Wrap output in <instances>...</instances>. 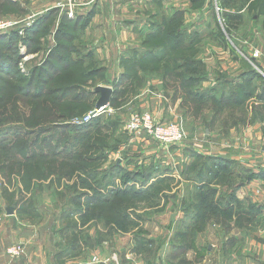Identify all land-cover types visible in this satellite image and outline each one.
<instances>
[{
	"label": "rangeland",
	"instance_id": "374dc122",
	"mask_svg": "<svg viewBox=\"0 0 264 264\" xmlns=\"http://www.w3.org/2000/svg\"><path fill=\"white\" fill-rule=\"evenodd\" d=\"M11 1L14 2V4L11 3L12 6L7 5L0 10V20L18 23L14 28L2 34L6 39L1 40L0 42V56L5 57L8 55L13 59V61L11 59V63L14 62V70L12 72H7L9 73L8 75L0 71V140H3L0 144V224L13 225V223L18 222V211L14 203L17 199H20L21 196L19 193L24 190V193L22 194L24 196L22 204L28 205L26 207L30 210L29 214L23 218L22 222H34L38 225L42 224L41 226H43V224H56V227L58 228V232L56 233L57 239H60L63 248L67 245V241L71 240L72 242L73 239L80 237L79 232L73 233L72 235L65 232V230L68 229L66 225H77L75 229L78 230L83 223L89 221L92 225H99L100 230L104 234V239H115L116 236H119L116 240L121 241L122 245L127 247L129 243H133L136 246L137 252L147 257H155L163 253H165L164 255L166 256L177 255V253L185 251L191 247L195 241L201 240L207 243V241L210 240L225 238L224 233L216 231L219 229L218 227L217 229L210 228L209 231H197V229L201 227V225H198L197 223L198 215L199 213H205L199 212L198 210L193 212L190 208H185L184 211L177 209V212V210H175V200L168 201L170 208L165 211L157 212L158 209H154V207L162 204V201H159V195L157 196L154 194L159 189H162V192L164 191L163 182L161 180H163L165 170L160 172L162 174L159 175V180L154 183L152 182V184L146 188L133 185L125 186L124 183L122 184V181L115 182V178L112 177L110 171L98 170L104 167V163L100 167L96 164L97 166L92 168L90 174H86L84 171L78 175L71 173L67 179H63L62 177L51 179L45 181V184L41 183L40 187H38V183L35 182L32 184L31 181L28 183L21 182L19 177L24 176L25 179L27 178L29 180L32 175L37 179L40 177L41 179L47 180L49 176L48 174L52 169L47 167L42 169L40 165L38 166L37 162L39 163L43 157L35 155V157L31 158L33 154L32 150L29 149L28 142L32 140V137H27L28 141L14 142L11 145L18 133L30 134L32 131L38 130V128L32 130L33 127H36L33 117V115H36L35 113H32L33 115L30 117L31 120L29 122L17 121L15 114H21L25 108L29 109L32 104L35 105L39 101L43 103L47 100H45V98L38 100L36 97L31 98V96L26 95L28 90L27 87L29 86L28 84L30 81H32L33 72L46 63L50 57V51L56 47V32L59 25L58 19L59 17H62V15L68 17L70 23L75 25L76 28L81 24L84 25L82 37L84 33L86 34L87 32L89 35L87 36L88 39L85 41L83 40V37L81 40H75L72 48L76 49L77 47L78 49H81L83 53L86 52L89 53V55L94 53V60L97 65H93L89 69H97L98 66L105 67L108 64L105 62L106 58L103 59L99 53L95 52L98 48L100 52H102L104 48H106L107 51H114L117 48L119 51L124 52L122 55L126 56L123 57V59L127 60H131L134 53L139 54V61L137 62L139 65L137 68L138 74L133 76L131 82L128 80L125 90L122 92L120 91V97L117 98L118 100L121 98H123V100H128L130 95L135 92L133 81H136L137 85L140 86L144 82V77L164 75V73L160 71V67L163 66L168 70L170 69V66L168 65H172L174 62L178 61V58H173L177 53L170 52V50L176 48L178 45V43L175 42L177 33H181L180 48L187 49L189 53L191 52L190 39H193V32L191 31L193 27H199L200 24H193L190 17H202L208 15L209 17L214 18L213 24L215 26V33L213 36L215 37V40L214 42H211V46L214 47L217 45H223L222 41V43L217 41L218 38L221 40L219 34H217L218 29L216 26V18L217 20L219 19L218 23L220 30H223L224 33L229 31L231 34L229 39L232 41L230 40L228 42L231 44L233 60L236 63L241 64L242 61L245 60L243 55L249 57L248 54L250 50L254 48L263 53L258 59L259 63H261L262 59L264 60V0H172L168 4L169 6H165L166 8H163V2H153L154 4L159 5L154 7L151 0H37L35 5L32 4L33 0ZM216 2L219 3L217 6L215 5ZM149 3L151 4L150 6ZM47 5L64 6L60 9L55 8V10L58 9L56 17L53 15L48 17L49 12L41 18L43 22L50 21L51 18L52 22H54L57 19L55 26L51 24L47 25L49 33L44 30L43 35V30L38 25L41 21L40 19L38 20V15L42 9L48 7ZM154 13L157 14V23H151L150 21L151 16ZM226 15H232L233 17L238 16L239 19L232 21L230 24ZM176 16H182V19L177 21ZM224 16L226 17V22L225 19L223 22ZM118 20L122 21V29L119 25L114 26V23ZM156 24H160L161 27H164V29L162 27L159 31V33H161L160 37H154L156 35L154 27ZM37 25L39 30L34 33V29ZM119 30L122 31L121 34L119 33ZM103 32L106 34L101 37L96 36ZM171 32H174L173 36H171ZM28 33H31V37H34V35L37 36L36 38H33V40H28ZM195 37L198 40L196 45L198 47L195 49V53H197L200 49H203L202 47L204 46L205 41L202 40V38L205 36L202 38L198 37L197 33ZM128 38L131 39L127 40ZM83 43L87 45L86 51L83 50ZM205 46H207V44H205ZM149 50L154 51L151 56L147 54V51ZM167 53L173 54V56H167ZM222 53L221 50H217V55L213 54L212 56L214 57L210 56L207 58L206 64H204L200 56H197L196 60L202 65H208L210 72L211 69H214L212 73L224 69L229 71L231 69V58ZM26 57L28 58L27 60L25 59ZM78 57V54H74L72 60H77ZM191 57L193 56L191 55ZM98 59H100L101 62H99L100 60L98 61ZM133 62V60L130 61V63ZM182 64H184V62ZM148 67L154 68L155 71L147 72ZM60 69H62L61 65ZM66 72L67 70L62 71L61 74L64 76ZM229 73L234 76H229ZM229 73H227V76L222 73H220L221 76L218 74L217 76L221 78V81H224V79H233L236 82V85H240L241 78L237 76V73ZM78 75L79 72H77L74 77L76 78ZM6 76L9 78H6ZM59 79H61V77H59L56 82ZM152 79L159 80L161 78L151 77L150 80L145 81V85L152 83L154 81ZM101 80L102 79L98 78L90 81L88 84V90L94 92L97 88L96 86ZM36 84L39 86L38 80H36ZM174 84L175 81L172 85ZM50 86H54L55 88L57 84L53 82ZM229 91H231L233 95H237L239 102L241 94L238 92L239 90L235 94L234 82L229 88ZM32 94L34 95L35 93L32 92ZM50 97L51 99H54L53 96ZM11 100L17 101L18 104L15 105L11 103ZM84 100L85 101H82L81 104L71 105L72 108L77 110L75 115L88 114L95 109L98 102V100L95 101V98H87ZM21 107H23L22 110ZM228 109L230 112L229 114L232 115H239V113H241L239 104L236 108L230 106ZM109 110L110 108L106 110V112H109ZM106 112L102 114L103 116H100V121L105 122L110 119ZM25 116L27 115L24 114V117ZM48 127L52 126L45 125L40 126L39 128L47 130ZM92 137L87 143L93 144L96 138ZM72 138L73 137L71 136H68V138L66 137V139L70 141ZM97 138L100 147H102L101 153L104 152V147L106 148L105 154L106 160L108 161L109 156L113 153L111 147L114 145L118 146V140L120 139H118L116 135H111L110 131H103L100 134H97ZM46 139L47 141L51 140V138ZM169 148V150H172L171 147ZM17 153H19L20 156L17 155ZM91 155L92 157L96 156L93 154ZM98 155H100V153H98ZM32 159L36 162V164H33V168L31 169L30 166H28L29 170L23 168L25 166L24 163H33ZM203 161V159H200L197 164L202 165ZM3 167H7V170H3ZM205 167L206 176L205 180L202 181L208 183L217 178L218 175H209L208 165L205 164ZM22 173L23 175L21 176ZM152 175L153 174L151 173V176ZM44 176L47 177L44 178ZM49 182L51 183L49 184ZM140 183L144 184V181L140 180ZM170 184L173 191L180 186L179 183H176V180H172ZM193 186L195 185L193 184ZM228 186H226V190L229 189ZM49 187L50 189H48ZM117 187L119 188L117 189ZM236 188V185H233L230 187V190H236ZM183 189L187 192L189 191L186 186H184ZM197 191L198 190L196 189V192ZM115 194H117V197L119 198L113 199L112 197ZM199 195L200 194H198L195 199V203H198L197 206H199V203H215V200L205 202L199 198ZM78 198H80L79 201ZM117 201L121 202L119 207L123 209V212H121L120 215V224L113 221L114 218L111 216V212L108 209V206H111L112 203ZM31 203L33 205L29 206ZM31 207H36L37 210H34ZM128 207L136 209L137 212L141 210V214H138L137 217H135L134 214H131L128 217L126 210ZM145 207H153V209L150 208L149 211L143 210ZM96 209H104L107 216L104 215L97 219L95 215ZM10 210L12 211V214L8 213ZM7 214L11 216H6ZM193 214H195L194 217L192 216ZM209 214H212V216L218 215L215 211ZM15 215H17L18 219L10 218ZM87 219H89V221H87ZM102 225L103 227H101ZM113 225L116 227H118L117 225H120L118 227V232H116V230L111 232ZM92 233L94 234V232ZM12 234L13 233H10V231L3 232V239L11 240L14 236H12ZM231 240L236 241L235 238H232ZM23 251H25L24 245ZM126 252L127 250L125 249L124 253L126 254ZM193 255V253L188 252L189 259L192 260Z\"/></svg>",
	"mask_w": 264,
	"mask_h": 264
},
{
	"label": "crops",
	"instance_id": "0c3cea01",
	"mask_svg": "<svg viewBox=\"0 0 264 264\" xmlns=\"http://www.w3.org/2000/svg\"><path fill=\"white\" fill-rule=\"evenodd\" d=\"M36 1L33 0L32 4L35 5ZM171 1L151 0L152 3L163 2V8L169 6ZM153 5L159 6L154 3ZM215 5L217 6L218 3L216 2ZM47 6L39 13L38 20L51 10L60 9L64 5ZM156 15L154 13L151 16V23L157 21ZM190 20L193 24H200L199 27H193L191 31L193 32V58L200 56L206 64L207 58L214 57L212 55H217V50H221L223 55L231 58V69L219 72L226 76L229 72H236L241 78L240 85H236L233 79L221 81V78L217 76V74L221 76L219 72L212 73L214 69L210 72L208 65H204V78L193 92L200 93L201 96L203 93L206 94L205 99L208 98L207 95L214 97L217 101L222 99V103L226 104L222 116L216 118V122L212 125L209 124L212 118L215 119L212 109L203 110L197 118L190 116L188 109L182 104L185 101L184 95L174 99V92L165 89L162 79H152L154 80L152 83L143 85V88L131 94L128 100L121 101L119 109L114 110L108 107L110 110L106 112L107 116L120 120L121 127L117 137L123 135L124 141L117 150L113 151L108 161L104 162V167L98 170L110 171L115 182L122 181L125 186H142V188L159 180V175L162 174L160 172L165 170L161 180L164 191L159 194V201H162V204L154 209L165 211L170 208L168 201L175 200V210L184 211L185 208H190L194 212L198 204L195 203L198 194L202 196V199L204 196V199L208 201L215 200L210 209H215L218 215L213 216V221L210 220L207 223L205 230L209 231L210 228L218 227L216 231L224 233L225 238L210 240L207 243L201 240L195 241L193 248L179 252L177 255L166 256L163 253L155 257H147L138 253L133 243H129L127 247L122 245L121 241L116 240L119 236L115 239H104L99 225H92L89 221L83 223L78 230L74 229L73 232L72 225H66L68 229L64 230L70 233L69 235L80 233L78 248L73 251L71 240L66 242L67 245L64 248L61 246L60 239H57L56 235L58 232L56 224L41 226L42 224L38 225L34 222L24 223L23 219H18L15 215L10 218H17L18 222L13 225L0 224V264H264V60L262 59L259 63V58L253 57V53L257 50L253 48L248 54L249 57L243 55L245 60L241 64L236 63L232 58L230 47H226L225 44L211 46V42L215 40L213 17L197 16L190 17ZM218 20L216 18V23L219 22ZM121 22L116 21L114 26L119 25L122 29ZM119 33L121 34L122 31L119 30ZM197 33L198 37L205 36L202 40L207 46L204 44L203 49L195 53L198 47L196 46L198 40L195 41ZM104 34L106 33L96 36L101 37ZM87 36H89L88 33H84L83 40L86 41ZM95 52L99 53L103 59L106 58L105 62L108 63L102 67L107 73L109 82L99 83L97 87L112 88L111 83L120 80L125 73L121 62L126 55L123 56L124 52L117 48L114 51H107L104 48L102 52L98 48ZM262 54L260 51V56ZM233 82L235 94L238 90L241 94L239 102L237 95L229 91ZM125 87L122 85L120 91H124ZM197 96L194 95L193 98ZM238 104L241 113L229 114L228 108L232 105L236 108ZM134 111L151 113L154 119L162 124L182 121L187 132V139L169 150L170 148H163L143 137L130 135L125 129V123ZM200 159L204 160L202 165L197 164ZM205 164L209 167V175H218L208 183L201 181V178L205 180L206 176L201 174L203 169H206V167L203 168ZM225 166L229 169L227 173L223 170ZM147 171H151L153 175L143 177L141 173ZM247 173L252 175L251 178L246 176ZM222 175L230 182L235 178L239 183L233 194L230 195L228 190L222 189L219 185ZM140 180H143L144 184H141ZM172 180L180 184L175 191L171 188ZM205 184L211 191L207 190L204 194L202 186ZM184 186L189 189L188 192L183 189ZM228 194L229 197H227ZM150 208L153 209V207H145L143 210L149 211ZM135 213L141 214V210ZM238 220L240 222H237ZM114 230L118 232L119 228L113 225L111 232ZM9 231L13 233L12 236L14 235L12 239H3V232ZM232 238L236 241H232ZM18 244L24 245L25 251L18 257H12L8 254V250ZM188 252L194 254L192 260L189 259Z\"/></svg>",
	"mask_w": 264,
	"mask_h": 264
},
{
	"label": "trees",
	"instance_id": "16d2710c",
	"mask_svg": "<svg viewBox=\"0 0 264 264\" xmlns=\"http://www.w3.org/2000/svg\"><path fill=\"white\" fill-rule=\"evenodd\" d=\"M11 0H0V10H2L5 6H12ZM219 4V3H218ZM220 7V6H219ZM221 8V7H220ZM58 9H53L50 11L48 14L49 16H55L57 14ZM222 11V9H221ZM227 16V15H226ZM182 16L178 17L176 16V20H181ZM54 18V17H53ZM226 17H223V22ZM229 23L231 24L232 21L238 20V16H232L229 15L227 16ZM46 19V18H44ZM256 19V17H255ZM39 22V26L43 30V35H44V30L49 31L48 26L49 24L54 25L56 23V20L52 22V18L49 21L43 22L42 19ZM226 22V19H225ZM157 23V22H155ZM177 24V23H176ZM38 25L34 29V33L38 32L39 28ZM219 37L217 41L223 42V44L226 45V47L231 48L230 41L229 39L231 37L230 32L228 31L227 33H224L223 30H220L219 28V23H216ZM155 36L154 37H160L161 33L159 31L161 30V25L156 24L155 26ZM83 28L84 25L81 24L77 28L75 25L70 23V20L68 17L63 16L60 17L59 19V25H58V30L56 34V47L50 51V57L46 61V63L35 70L32 74V81L28 84L29 86L27 87V94L31 96V98L36 97L39 99L45 98V102H37L35 105H31L29 109H24L21 114L16 113L15 116L17 117V121L21 122H29L31 119L30 117L35 113L36 115H33L35 125L36 127H33L32 130H35V128L38 130L37 131H32V133H23L16 135L14 141L11 143V145L15 142L18 143L20 141H28L27 137H32V140H30L29 143V149L32 150L33 157L35 155H39L40 157H43L42 160L37 164L38 166L40 165L42 169H45V167L52 169V171L48 174V179L44 180L39 177V179L35 178V176L30 177L28 180L27 178L25 179L23 173L21 174L22 177H19L21 182H30L31 184L33 182L38 183V187L41 186V183L45 184V181H49L51 179L55 178H69L70 174H76L78 175L82 171H84L86 174H90L92 171V168L95 166H101L105 161H106V154L105 150L106 148L104 147V152H102V147H100L97 134H100L103 131H110L111 135L117 137L118 131L121 127L120 120L116 117H112L109 120L102 122L100 121L101 117H97L96 119L91 120L88 123H82L78 124L75 123L76 120H80L84 118L86 115H75L77 113V110L72 108L71 105H78L81 104L82 101L84 102V99H93L95 98V101L98 100V93L95 91L92 92L88 90L89 86L88 84L90 81L94 79H102L99 83H106L108 81L107 73L105 69L102 66H98L97 69H89L93 65H97L96 61L94 60L95 55L94 53L90 54L86 52H82L81 49H76L72 48L74 46V41L75 40H81L82 39V34H83ZM164 29V27H163ZM33 33V32H32ZM49 33V32H48ZM174 32H171V36H173ZM37 35H34V37H31V33H28L27 39L28 40H33V38H36ZM180 37L181 33H177L175 37V42L178 43L177 47L170 50V52L177 53V55H174L173 58H178L176 62L170 66V69L167 70V68H164L161 66V70L164 75L161 76H146L143 78L144 82L139 86L137 85L136 81H133V86L135 88V92L137 93L139 89L142 88L143 85L146 84V80H150L151 77H160L163 82L165 83V88L166 90H172L174 92V99H176L179 95H184L185 96V101L182 103L185 108L188 109V113L190 116L193 117H199L203 110L205 109H212L214 114H215V119L212 118L210 121V125L216 122V118L221 117L223 113V108L226 106V104L223 102L222 99L221 101H217L214 97L208 96L207 99H205L204 96L206 94H202L201 96L200 93H194L193 90H195L199 86V82H201L204 78V65H202L200 62H198L195 58L191 57L192 55V40L191 41V52L187 51V49L180 48ZM31 38V39H29ZM6 37L2 34H0V42L1 40H5ZM173 41L172 39H170ZM195 37V41H196ZM232 41V40H231ZM221 42V43H222ZM68 44V45H67ZM182 45V41H181ZM87 45L83 43V50L86 51ZM179 49L181 51H179ZM75 51V52H74ZM154 53L153 50L147 51V54L150 56ZM78 54L79 57L77 60H72L73 55ZM167 56H173V54L167 53ZM138 57L139 54L134 53L133 58V63H130L131 60L123 59L121 66L125 69V73L120 77V80H117L113 83H111V86L113 88V94L111 98V102L109 107H111L114 110L119 109V106L121 104V101L123 98L118 100L117 98L120 97V89L121 86L125 87L127 85V81L129 82L132 81V78L134 75L138 74L137 68L139 67L138 65ZM91 58V59H90ZM12 57H9L6 55L5 57L0 56V71H2L4 74L8 75L9 73L7 72H12L14 69V62L11 61ZM90 59V60H89ZM99 61V60H98ZM184 62V64H182ZM99 63V62H98ZM60 65L62 69H60ZM151 66V65H150ZM76 68V69H74ZM74 69V70H73ZM65 75L63 76L61 74L62 71H66ZM147 72H153L155 71L154 68L148 67ZM70 72V73H69ZM79 72L78 77H74V75ZM13 75L12 73H10ZM19 74V73H18ZM58 76V77H57ZM63 76V77H62ZM57 77V78H56ZM61 77L57 82L56 80ZM6 78H9L6 76ZM36 80H38V85L36 84ZM141 81V79H140ZM175 81V84L172 85ZM57 84V86L54 88L52 83ZM51 83V84H50ZM98 83V84H99ZM141 83V82H140ZM139 83V84H140ZM97 87V86H96ZM95 87V88H96ZM37 90V91H35ZM35 93L34 95L32 94ZM200 94V95H199ZM194 95H198L196 98H193ZM50 96H53L54 99H51ZM122 97V96H121ZM1 103V101H0ZM11 103L17 105L18 102L15 100H11ZM68 103V104H65ZM233 106V105H232ZM23 107H21L22 110ZM94 110V109H93ZM105 110H108L105 109ZM106 112V111H105ZM33 113V114H32ZM24 114L27 115L24 117ZM103 116V115H102ZM45 125H51L52 127H48V129H40V126H45ZM29 132V131H28ZM94 134V135H92ZM55 136V137H54ZM68 136L73 137L70 140L66 139ZM94 136V137H92ZM96 138L93 144L87 143L89 139ZM27 138V139H26ZM46 138H51L50 141H47ZM53 139V141H52ZM119 143L118 146L121 145L124 141V136L122 135L121 137H118ZM115 140V139H113ZM3 140H0V144L2 143ZM89 144V145H88ZM114 145V143H113ZM42 146V147H40ZM118 146L114 145L111 147V150L115 151L117 150ZM43 148V149H42ZM69 152V153H68ZM100 153V155H98ZM96 155L95 157H92V155ZM17 155L20 156L19 153ZM33 160V163H24L23 168H33V164H36ZM31 164V165H28ZM97 164V165H96ZM205 165H203V168ZM1 170V169H0ZM3 170H7V167H3ZM29 170V169H28ZM190 171L192 170L191 168L189 169ZM223 170H225V173L229 171L228 167H223ZM143 177H150L151 176V171H147L145 173H141ZM202 175L206 174V169H203V172L201 173ZM246 176L248 178H251L252 175L250 173H247ZM47 176H44V178ZM219 185L222 184L221 188L226 190V186H228L229 189H227L230 192V195L235 192V187L233 190H230V187L233 185H236V187L239 186V183H237L236 179L233 178L230 181L225 179V176H221ZM204 180V178H201V181ZM214 180V179H213ZM51 182H49L50 184ZM231 184V185H230ZM207 185L202 186V190H204V194L207 193L208 187H204ZM33 188V186H32ZM50 189V187L48 188ZM237 189V188H236ZM30 190V189H27ZM162 192V189H159L156 191L154 195H159ZM24 193L20 192L19 195L21 196L20 199L16 200L14 203L15 207H17V214L20 219H23L26 215L29 214L28 205L22 204L24 200V196L22 195ZM229 197V194L228 196ZM114 198H119L117 197V194H115L113 197ZM199 198L202 199V196ZM82 199V198H81ZM80 198H78V201ZM203 201L207 202L208 199H204L203 196ZM109 203V202H107ZM119 201L112 203L111 206H108L109 211L111 212V216H113V221H116L117 223L120 224L121 222V212H123V209H121ZM33 204H29V206H32ZM211 205L213 203H201L199 206L196 207V210L199 212H204L205 214H200L198 215L197 223L198 225H201L197 229V231H204L205 228L207 227V223L210 220H213L214 218L212 214H209L211 212H214L213 208L210 209ZM34 210H37L36 207H31ZM132 207H128L127 210V216L134 214L135 217H137L136 209H131ZM131 209V211L128 213V211ZM16 210V209H15ZM95 210V209H94ZM164 211L163 209H158L157 212ZM96 218H101L102 216L107 214L105 213L104 209H96L95 211ZM216 212V210H215ZM88 217V215H87ZM89 221V219H87ZM238 222H240L238 220ZM77 225L73 226L72 225V231L76 228ZM118 227L120 225H117ZM129 230V229H127ZM57 233V232H56ZM78 242L79 238L73 239L71 246L74 251V249L78 248ZM86 245H88L87 242H85ZM20 245V244H18ZM16 246V245H14ZM22 246V245H21ZM13 247V246H12ZM23 247V246H22ZM193 248V244L191 245ZM189 247L188 249H190ZM186 249V250H188Z\"/></svg>",
	"mask_w": 264,
	"mask_h": 264
},
{
	"label": "built area",
	"instance_id": "2783aa9c",
	"mask_svg": "<svg viewBox=\"0 0 264 264\" xmlns=\"http://www.w3.org/2000/svg\"><path fill=\"white\" fill-rule=\"evenodd\" d=\"M217 9L220 10L219 8ZM17 24V22L12 23L0 20V34L9 31ZM259 56L260 51L256 50L253 53V57L257 59ZM25 59L27 60L28 58L26 57ZM105 111V109H94L84 116V118L76 120L75 123H88L91 120L100 117L103 113H105ZM125 129L130 135H133L134 137H143L147 140L157 143L163 148H169L183 143L188 137L182 121H174L162 124L157 122L152 114L148 112H134L125 123ZM23 253L24 251L21 245L13 246L8 250V254L12 257H18Z\"/></svg>",
	"mask_w": 264,
	"mask_h": 264
},
{
	"label": "water",
	"instance_id": "95a60500",
	"mask_svg": "<svg viewBox=\"0 0 264 264\" xmlns=\"http://www.w3.org/2000/svg\"><path fill=\"white\" fill-rule=\"evenodd\" d=\"M95 92L100 95V98L98 99V102L95 106V110L107 109L110 105V102H111V98H112V94H113V88L98 86L95 89ZM8 213L12 214V211L10 210Z\"/></svg>",
	"mask_w": 264,
	"mask_h": 264
}]
</instances>
